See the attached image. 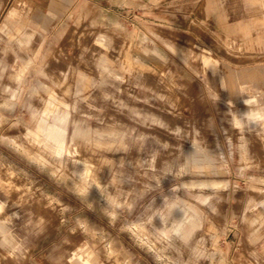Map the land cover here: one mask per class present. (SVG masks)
Instances as JSON below:
<instances>
[{
	"label": "rangeland",
	"instance_id": "obj_1",
	"mask_svg": "<svg viewBox=\"0 0 264 264\" xmlns=\"http://www.w3.org/2000/svg\"><path fill=\"white\" fill-rule=\"evenodd\" d=\"M0 264H264V0H0Z\"/></svg>",
	"mask_w": 264,
	"mask_h": 264
},
{
	"label": "bare ground",
	"instance_id": "obj_2",
	"mask_svg": "<svg viewBox=\"0 0 264 264\" xmlns=\"http://www.w3.org/2000/svg\"><path fill=\"white\" fill-rule=\"evenodd\" d=\"M64 118L61 119L63 121ZM46 136L49 138V140H52L58 144V146H61V143L63 142V129L62 127L57 123L54 122L52 125H50L48 128H46Z\"/></svg>",
	"mask_w": 264,
	"mask_h": 264
}]
</instances>
